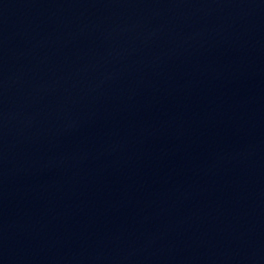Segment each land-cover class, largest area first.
<instances>
[{"label":"water","instance_id":"water-1","mask_svg":"<svg viewBox=\"0 0 264 264\" xmlns=\"http://www.w3.org/2000/svg\"><path fill=\"white\" fill-rule=\"evenodd\" d=\"M0 264H264V0H0Z\"/></svg>","mask_w":264,"mask_h":264}]
</instances>
